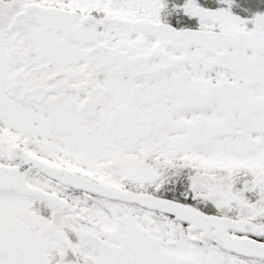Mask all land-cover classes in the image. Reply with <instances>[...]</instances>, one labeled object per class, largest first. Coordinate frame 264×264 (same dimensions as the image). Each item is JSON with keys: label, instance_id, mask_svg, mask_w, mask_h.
Returning <instances> with one entry per match:
<instances>
[{"label": "snow or ice", "instance_id": "6c2138e0", "mask_svg": "<svg viewBox=\"0 0 264 264\" xmlns=\"http://www.w3.org/2000/svg\"><path fill=\"white\" fill-rule=\"evenodd\" d=\"M234 7L0 0V264H264V11Z\"/></svg>", "mask_w": 264, "mask_h": 264}, {"label": "trees", "instance_id": "16d2710c", "mask_svg": "<svg viewBox=\"0 0 264 264\" xmlns=\"http://www.w3.org/2000/svg\"><path fill=\"white\" fill-rule=\"evenodd\" d=\"M240 7H235L239 10L240 15H249L251 12L264 10V0H237ZM248 9V12L243 11Z\"/></svg>", "mask_w": 264, "mask_h": 264}]
</instances>
